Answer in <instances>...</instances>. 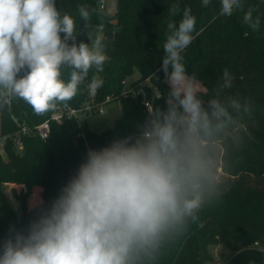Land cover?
<instances>
[{
	"label": "trees",
	"instance_id": "obj_1",
	"mask_svg": "<svg viewBox=\"0 0 264 264\" xmlns=\"http://www.w3.org/2000/svg\"><path fill=\"white\" fill-rule=\"evenodd\" d=\"M241 3V9L225 16L220 14V0H211L207 7L202 0H117L116 13L111 15L101 8L102 0H55L61 15L75 20V43L91 46L99 35L107 59L103 71L94 65L89 69L71 100L56 101L42 114L24 100L0 92V137L5 140L4 154L0 153V245L13 232L28 234L31 224L50 210L76 175L89 149L100 150L115 139L140 133L150 111L142 95L122 96L135 71L140 77L131 86L138 88L148 79L145 93L152 109L167 110L171 85L162 70L164 44L171 34L167 25L174 22L178 27L187 7L196 18L195 38L181 55L186 74L206 88L196 93L198 98L205 107L212 99L226 106L236 99L248 110L242 107L236 112L228 107L233 122L218 143L217 178L206 203L149 264H206L213 260L208 247L214 244H225L234 253L224 264H264V0ZM173 5L179 7L176 15L170 12ZM80 6L90 13L87 27L79 15ZM250 8L253 17L260 19L257 31L243 21ZM225 69L231 87L224 86ZM61 73L68 82L71 69L64 67ZM93 79L103 81L95 93L90 89ZM108 97L121 103V116L113 128L92 131L86 121L79 127L75 120H68L52 124L47 140L36 134V127L55 110L100 104ZM19 138L22 148L17 145ZM4 184L21 187L16 195L22 207L20 218L2 189Z\"/></svg>",
	"mask_w": 264,
	"mask_h": 264
},
{
	"label": "clouds",
	"instance_id": "obj_2",
	"mask_svg": "<svg viewBox=\"0 0 264 264\" xmlns=\"http://www.w3.org/2000/svg\"><path fill=\"white\" fill-rule=\"evenodd\" d=\"M210 2L202 0L205 7ZM220 2L225 16L243 7L241 0ZM78 11L87 27L89 11L85 6ZM170 12L176 15L179 7ZM243 21L259 30L251 8ZM195 25L187 7L178 27L167 25L171 34L162 62L171 85L167 110L152 109L135 137L89 149L28 234L13 232L3 241L0 264H149L196 218L216 182L217 146L233 122L228 107L248 108L236 99L227 106L212 99L205 107L194 89L181 87L187 77L181 53L195 38ZM76 35L74 18L61 15L55 0H0V92L24 100L37 114L71 100L89 69L103 71L107 59L99 35L94 41L88 36L91 46L76 44ZM64 67L71 69L68 82L61 79ZM223 76L224 86L231 87L227 69ZM102 85L93 79L90 89L95 93Z\"/></svg>",
	"mask_w": 264,
	"mask_h": 264
},
{
	"label": "rangeland",
	"instance_id": "obj_3",
	"mask_svg": "<svg viewBox=\"0 0 264 264\" xmlns=\"http://www.w3.org/2000/svg\"><path fill=\"white\" fill-rule=\"evenodd\" d=\"M105 5L103 10H106L109 14L114 15L117 10V0H102ZM187 77L182 83V88L191 87L197 92H205L206 88L203 86L201 81L193 78L192 76L186 74ZM140 74L138 71L127 79L125 83V89L131 87L133 81L139 79ZM149 83V82H148ZM170 84V83H169ZM128 86V87H127ZM104 113H97L89 116L86 119V124L89 130L92 131H106L115 126L117 120L121 116V103L120 101H113L103 106ZM4 139L0 137V153L4 154ZM2 189L6 196L9 199V202L12 208L15 210V213L20 218L22 214L21 202L17 198L21 187L16 184H4ZM209 255L212 257L211 262L206 264H224L227 263L234 253L225 245V244H214L208 247Z\"/></svg>",
	"mask_w": 264,
	"mask_h": 264
},
{
	"label": "built area",
	"instance_id": "obj_4",
	"mask_svg": "<svg viewBox=\"0 0 264 264\" xmlns=\"http://www.w3.org/2000/svg\"><path fill=\"white\" fill-rule=\"evenodd\" d=\"M101 8L104 9L105 5L102 2ZM148 79L144 82L141 83L138 88H135L133 86L124 89L122 96H128V95H142L143 97V102L145 105L148 107L149 111L152 110L151 104L148 101L145 93V87L148 84ZM128 87V86H127ZM119 97H117L118 99ZM113 98L108 97L104 102L97 104V103H88L84 105L81 108H74L71 106H66V107H61L49 116L46 120H44L41 124H39L36 127V134L42 139V140H47L50 137L51 133V126L52 124H63L65 121L68 120H75L79 127L83 125V123L86 121V119L94 114L97 113H104L103 106L107 105L108 103L112 102ZM23 133L26 132V129L23 128ZM79 136H83L82 133L79 134ZM17 145L19 148H22V143L21 139L19 138L17 140Z\"/></svg>",
	"mask_w": 264,
	"mask_h": 264
},
{
	"label": "crops",
	"instance_id": "obj_5",
	"mask_svg": "<svg viewBox=\"0 0 264 264\" xmlns=\"http://www.w3.org/2000/svg\"><path fill=\"white\" fill-rule=\"evenodd\" d=\"M14 185V184H13Z\"/></svg>",
	"mask_w": 264,
	"mask_h": 264
},
{
	"label": "water",
	"instance_id": "obj_6",
	"mask_svg": "<svg viewBox=\"0 0 264 264\" xmlns=\"http://www.w3.org/2000/svg\"><path fill=\"white\" fill-rule=\"evenodd\" d=\"M147 123V122H146Z\"/></svg>",
	"mask_w": 264,
	"mask_h": 264
}]
</instances>
